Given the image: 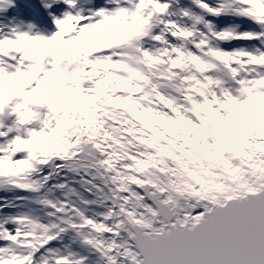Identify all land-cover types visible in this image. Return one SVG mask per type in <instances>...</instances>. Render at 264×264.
Listing matches in <instances>:
<instances>
[{
	"label": "snow or ice",
	"instance_id": "1",
	"mask_svg": "<svg viewBox=\"0 0 264 264\" xmlns=\"http://www.w3.org/2000/svg\"><path fill=\"white\" fill-rule=\"evenodd\" d=\"M0 264H264V0H0Z\"/></svg>",
	"mask_w": 264,
	"mask_h": 264
},
{
	"label": "rangeland",
	"instance_id": "2",
	"mask_svg": "<svg viewBox=\"0 0 264 264\" xmlns=\"http://www.w3.org/2000/svg\"><path fill=\"white\" fill-rule=\"evenodd\" d=\"M20 192L17 191H0V197H5L7 199V201H11L13 203H16V201L14 200L13 195H16ZM4 201L0 200V203H3Z\"/></svg>",
	"mask_w": 264,
	"mask_h": 264
}]
</instances>
